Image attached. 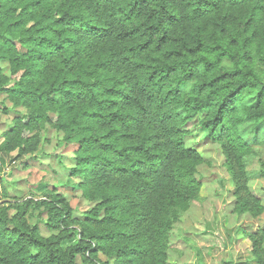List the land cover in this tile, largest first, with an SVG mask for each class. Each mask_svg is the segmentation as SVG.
<instances>
[{"label":"trees","instance_id":"trees-1","mask_svg":"<svg viewBox=\"0 0 264 264\" xmlns=\"http://www.w3.org/2000/svg\"><path fill=\"white\" fill-rule=\"evenodd\" d=\"M0 63V95L19 109L0 172L52 130L90 204L75 217L45 184L38 199L4 191L0 264H169L202 186V158L184 144L198 117L224 158L232 213H264L249 188L264 179V0H0ZM237 234L250 243L239 263L264 264V227L226 236Z\"/></svg>","mask_w":264,"mask_h":264},{"label":"rangeland","instance_id":"rangeland-1","mask_svg":"<svg viewBox=\"0 0 264 264\" xmlns=\"http://www.w3.org/2000/svg\"><path fill=\"white\" fill-rule=\"evenodd\" d=\"M0 68L8 73L5 63H0ZM18 111L4 95H0V143L3 133L12 128L13 118ZM200 119L198 117L186 126L189 133L184 138V144L197 151L202 158L203 163L197 168V177H200L202 186L198 199L173 227L168 263L190 264L198 252V264H234V244L226 247L223 237L235 228L254 230L258 226L264 227V213L258 219L232 213V185L224 166V158L220 147L207 138L206 132L199 129ZM71 150L64 147L60 134L52 130L43 132L36 153L27 156L22 162L16 161L2 167L0 198L6 191L15 200L27 198L30 194L38 199L43 193L40 190L43 189L42 184H45L47 189H55L56 193L64 197L75 217H81L90 204L83 200L81 192L76 189L77 181L69 178V171L73 166ZM257 153L264 161V147L258 148ZM256 159L250 161L248 170L251 172L259 169ZM249 188L261 198L264 205V179H252ZM39 227L43 237L50 235L42 224ZM235 237L244 239L241 234ZM77 263L83 264L79 258Z\"/></svg>","mask_w":264,"mask_h":264},{"label":"crops","instance_id":"crops-1","mask_svg":"<svg viewBox=\"0 0 264 264\" xmlns=\"http://www.w3.org/2000/svg\"><path fill=\"white\" fill-rule=\"evenodd\" d=\"M223 239H224L223 241L226 247L230 244L232 245L234 244V248L236 249V253L234 255L236 259V263L234 264H240L247 260V257L250 251V243L247 239H236L233 236H231V238L228 239L226 235L223 237ZM232 241H235V242L231 243ZM226 263H230V262H226ZM190 264H196V258L192 259V262Z\"/></svg>","mask_w":264,"mask_h":264}]
</instances>
